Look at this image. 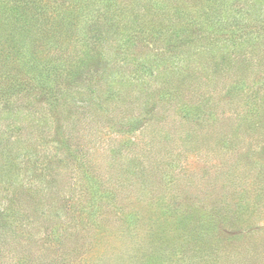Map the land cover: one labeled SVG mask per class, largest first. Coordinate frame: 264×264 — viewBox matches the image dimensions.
<instances>
[{"label": "rangeland", "instance_id": "374dc122", "mask_svg": "<svg viewBox=\"0 0 264 264\" xmlns=\"http://www.w3.org/2000/svg\"><path fill=\"white\" fill-rule=\"evenodd\" d=\"M163 2L166 18L149 15L165 36L137 59L152 76L131 79L109 49L103 86L64 90L58 119L0 103V214L43 189L38 239L79 228L84 264H264V0ZM177 7L187 31L173 36ZM83 181L101 187L93 209Z\"/></svg>", "mask_w": 264, "mask_h": 264}, {"label": "trees", "instance_id": "16d2710c", "mask_svg": "<svg viewBox=\"0 0 264 264\" xmlns=\"http://www.w3.org/2000/svg\"><path fill=\"white\" fill-rule=\"evenodd\" d=\"M167 9L163 0H0V103L21 102L29 115L42 110L58 119L59 109L70 105L64 90L77 89L85 96L103 86L98 75L101 62L110 59L109 49L115 57H129L131 79L152 76V70L137 59L150 38L160 39L166 33L167 25L153 27L149 14L156 11L166 18ZM171 16V22L180 23L172 35H184L181 9L174 8ZM112 93L108 85L107 98ZM89 102L80 107L84 113L87 109L88 117V106H100V101ZM128 129L132 132V124ZM90 173L88 168L82 171L87 181L93 180ZM89 186L85 181L80 185L89 196L88 208L93 209L102 190L96 185L90 191ZM18 191L19 197H11L4 216L0 214V264H84L86 259L78 261L80 229L63 224L40 241L43 225L37 206L48 194L39 188ZM110 202L105 201L104 207ZM90 221L92 226L98 224L97 217Z\"/></svg>", "mask_w": 264, "mask_h": 264}]
</instances>
